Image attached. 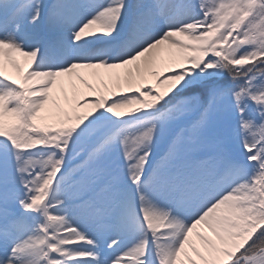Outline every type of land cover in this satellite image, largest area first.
Returning <instances> with one entry per match:
<instances>
[{
  "label": "snow or ice",
  "instance_id": "6c2138e0",
  "mask_svg": "<svg viewBox=\"0 0 264 264\" xmlns=\"http://www.w3.org/2000/svg\"><path fill=\"white\" fill-rule=\"evenodd\" d=\"M0 264H264V0H0Z\"/></svg>",
  "mask_w": 264,
  "mask_h": 264
}]
</instances>
